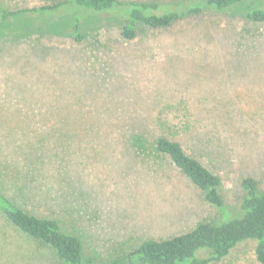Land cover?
<instances>
[{
  "label": "rangeland",
  "instance_id": "1",
  "mask_svg": "<svg viewBox=\"0 0 264 264\" xmlns=\"http://www.w3.org/2000/svg\"><path fill=\"white\" fill-rule=\"evenodd\" d=\"M59 1L0 0L1 10L18 13L0 25V53L23 62L31 49L46 51L33 65L38 83L0 60V194L76 233L86 262L115 264L144 241L221 218L168 157L131 146L136 135L167 137L221 178L230 211L221 223L240 219L242 181L252 177L264 190V22L247 18L256 3L169 28L139 25L134 41L113 24L85 26V42L75 44L70 12H27ZM42 30L58 35L48 40ZM3 231L11 242L0 243V264H65L49 247ZM255 246L242 243L212 264H259Z\"/></svg>",
  "mask_w": 264,
  "mask_h": 264
},
{
  "label": "trees",
  "instance_id": "2",
  "mask_svg": "<svg viewBox=\"0 0 264 264\" xmlns=\"http://www.w3.org/2000/svg\"><path fill=\"white\" fill-rule=\"evenodd\" d=\"M246 1H252L257 5L249 10L247 18L256 23H263L264 0H185L175 6L150 1L61 0L54 5L27 12L38 14L55 11L70 12L73 16V33L67 37L72 43L83 44L87 35V32H83L85 26L91 25L97 27L96 30H103L113 24L121 38L134 41L137 38L139 25L151 29L169 28L181 20L201 15L206 11H230ZM17 14L1 10L0 25ZM43 30L41 34L48 40L58 35L50 30ZM45 55L44 49L40 51L31 49L24 61L20 62L18 57L5 55L3 52L0 53V60L3 65L18 67V78L21 81L38 83L39 79L31 77L34 74L32 69L35 67L33 66L35 60L45 62V58H42ZM52 92L54 96L61 95V91L52 90ZM131 146L137 153H143L146 157L153 151L168 157L174 166L204 194L206 200L220 210L221 218L215 223H199L189 232L171 238L144 241L115 264L218 263L227 258L237 246L250 241L256 243L255 256L258 263L264 264V190L259 189L256 179L248 177L241 183L246 196L238 213L240 219L221 223L224 216L230 213L222 196V180L203 162L191 156L179 142L167 137L150 140L144 135H136ZM35 158H41L35 164L38 169L43 170L46 159L39 155ZM35 169L31 168L30 171L38 174ZM7 227L25 235L29 240L49 247L56 258L65 264H93L85 261L83 244L76 233L66 231L58 220L16 207L0 194V243L11 242L8 241L6 231H3V228ZM200 251H207L206 255H199Z\"/></svg>",
  "mask_w": 264,
  "mask_h": 264
}]
</instances>
